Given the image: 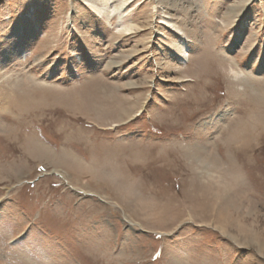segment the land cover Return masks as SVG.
Returning a JSON list of instances; mask_svg holds the SVG:
<instances>
[{
    "label": "rangeland",
    "instance_id": "rangeland-1",
    "mask_svg": "<svg viewBox=\"0 0 264 264\" xmlns=\"http://www.w3.org/2000/svg\"><path fill=\"white\" fill-rule=\"evenodd\" d=\"M108 1L0 0V264H264V0Z\"/></svg>",
    "mask_w": 264,
    "mask_h": 264
},
{
    "label": "bare ground",
    "instance_id": "bare-ground-1",
    "mask_svg": "<svg viewBox=\"0 0 264 264\" xmlns=\"http://www.w3.org/2000/svg\"><path fill=\"white\" fill-rule=\"evenodd\" d=\"M126 1H127V0H121V1L118 2V4H114V6H113V11H114V10H118L119 7H122V6L126 3ZM87 2H88V4H89V6L92 7V8H93L96 12H98L99 14L107 13V16H109V15H108V14H109V11L105 9V8L107 7V5L109 4V1H108V0H103V7H99V6H97L96 4H94V2H93L92 0H87ZM110 13H111V12H110ZM121 14H122V13H121ZM164 21H165V23L168 24L170 27L176 28V25H175L174 23L168 21L167 19H166V20L164 19ZM135 27H136V25H130V26H129V25L123 24V30H124L125 32H130V30L134 29ZM183 48H184V44L178 43V49H179V51H181V53H184ZM188 56H189V55H188ZM184 57H185V59H187V58H186V54H184ZM236 80H237V79H236ZM239 80H241V79H239ZM32 140H33V139H32ZM34 144H35L36 146H38L40 149H42V150H43L44 148H47L43 143L39 142L38 140H36V141L34 142ZM62 149H63V148H62ZM81 149H82V148H81ZM63 152H67L68 155L74 157L75 159L78 158L74 153H72V152H70V151H68V150H63ZM46 153H47V152H46ZM69 153H70V154H69ZM68 155H67V157H68ZM73 161H74V160H73Z\"/></svg>",
    "mask_w": 264,
    "mask_h": 264
}]
</instances>
